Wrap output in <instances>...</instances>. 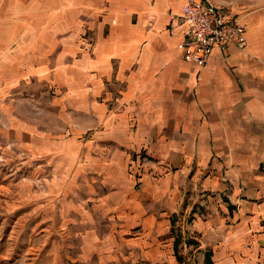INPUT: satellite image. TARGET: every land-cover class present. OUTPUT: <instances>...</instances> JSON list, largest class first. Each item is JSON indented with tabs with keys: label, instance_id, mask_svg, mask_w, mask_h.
Returning a JSON list of instances; mask_svg holds the SVG:
<instances>
[{
	"label": "crops",
	"instance_id": "1",
	"mask_svg": "<svg viewBox=\"0 0 264 264\" xmlns=\"http://www.w3.org/2000/svg\"><path fill=\"white\" fill-rule=\"evenodd\" d=\"M44 1L26 0L22 8L0 0V80L20 79L18 59L28 72L34 52L57 45L54 62L36 79L48 89L55 80L51 93L72 110L77 128L63 135L48 127L50 138L62 136L42 149L66 162L85 161L84 178L77 179L81 166L73 174L61 166L71 178L50 181L51 191L76 189L60 212L68 222L72 204L73 222L93 229L74 232L82 248L100 249L103 264L114 242L128 264L166 257L185 264L184 252L198 264H264V0H209L240 18L246 42L214 48L202 66L177 48L184 25L171 17L183 0H58V13L50 14ZM68 4L78 12L74 23L63 14ZM37 14L47 36L55 19L52 30L71 33L37 37ZM173 223L178 231L170 236L165 229Z\"/></svg>",
	"mask_w": 264,
	"mask_h": 264
},
{
	"label": "rangeland",
	"instance_id": "2",
	"mask_svg": "<svg viewBox=\"0 0 264 264\" xmlns=\"http://www.w3.org/2000/svg\"><path fill=\"white\" fill-rule=\"evenodd\" d=\"M57 1L49 0V14L51 12L58 13ZM82 1L94 4V0ZM44 2V0L42 2L33 0L34 5ZM103 2L107 4L108 0H103ZM25 4L26 0H17L16 2V5L22 8L26 7ZM64 9V16L69 15V22L74 23L73 17L77 18L78 12L73 13V6L69 4L65 5ZM40 10L41 8L38 11L40 12ZM33 19L34 26L39 24L42 29H35L37 37L40 38L42 35L45 38L47 35L43 24H40L39 14ZM56 22V19L54 22L49 21L48 32H51L47 36L49 41H53V37L56 40H61L71 33L67 31L57 33V29L52 30L58 28ZM0 34L3 35L2 31ZM90 35L86 33L81 36L85 37L88 43ZM75 37L77 38V36ZM55 43L57 44L56 41ZM14 47L5 46L2 49L8 52ZM56 48L57 45L52 44L48 48L49 51L44 54L34 52L28 63V72L22 71L23 64L18 59L15 64L22 72L20 79L13 78L15 81L12 83H8L6 79L0 80V106L3 108V111H0V264H103L100 249L98 250L94 246V251L88 253L82 248L83 240L80 241L77 234H74L78 229L86 228L87 232L93 230H89V223L85 225L81 222H73V219L78 220H76L77 216L71 207L72 204L69 208L70 219L67 218L68 222H64L65 219L61 215L60 210L63 204L70 203L69 200H72V196L76 195L74 186L64 187V191L61 189L51 191L50 189V181L53 176H57V179L59 178L63 183L71 178L75 167L81 166V175L77 179L84 178L83 173L86 172V169L82 167L85 163L82 157L66 162L60 154L42 149V144L47 140L58 142L62 136L56 135L50 138L48 134H44L46 130L49 131L48 127L51 130H57V134L63 135L69 134V128H77L71 124L72 110L67 108L66 104L61 103L60 97H54L51 93L52 90L58 89V86L54 84L55 80H52V85L49 83L51 86L48 89L46 85L42 84L45 82L44 80L40 83V80L36 79L44 72L39 71L40 68H44L48 62L50 64L54 62ZM36 49H40V47ZM47 55L48 58L45 59ZM9 100H12L10 105H8ZM4 105L6 106L4 107ZM6 108L11 111L8 112ZM8 113L11 116H5ZM58 123L59 126H57ZM29 124H33L35 127H25ZM22 127L29 132L30 136L27 138H23L25 134L20 132ZM11 129L17 131L16 133L11 132L12 135L8 136L6 131ZM32 141L34 143L31 146ZM140 159L146 161L144 157ZM61 166L69 167L71 173L60 174L57 167ZM200 176L197 175V180ZM76 182L78 183V181ZM69 183L73 184V181ZM195 192L198 193L197 190H193L194 195H196ZM182 198V202L185 204V195ZM183 209L184 207H179L181 213H184ZM193 210L199 213L200 208L195 207ZM181 213L178 214L181 215ZM183 215L185 219L190 217L191 209H188ZM165 231L169 235L171 234L170 236H175L178 228L173 223L172 228H166ZM80 233L84 234L83 231ZM98 236L102 237L100 234ZM113 245L109 251L110 254H107L108 260L105 264L130 263V261L124 260L126 257L121 255L116 242ZM189 254L184 252L181 256L184 263L198 264L196 256L191 257L188 256ZM186 258L188 260H185ZM143 263L152 264L146 259L140 264ZM160 264L170 263L166 257V260H162Z\"/></svg>",
	"mask_w": 264,
	"mask_h": 264
},
{
	"label": "built area",
	"instance_id": "3",
	"mask_svg": "<svg viewBox=\"0 0 264 264\" xmlns=\"http://www.w3.org/2000/svg\"><path fill=\"white\" fill-rule=\"evenodd\" d=\"M171 19L184 25L183 38L177 44L182 57L198 66L214 48L246 42L240 18L229 7L209 0H183L179 14Z\"/></svg>",
	"mask_w": 264,
	"mask_h": 264
}]
</instances>
